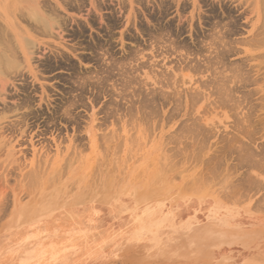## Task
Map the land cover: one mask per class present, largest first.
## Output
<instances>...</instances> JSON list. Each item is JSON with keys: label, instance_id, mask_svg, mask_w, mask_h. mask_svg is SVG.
<instances>
[{"label": "rangeland", "instance_id": "374dc122", "mask_svg": "<svg viewBox=\"0 0 264 264\" xmlns=\"http://www.w3.org/2000/svg\"><path fill=\"white\" fill-rule=\"evenodd\" d=\"M261 1L0 0V264H264Z\"/></svg>", "mask_w": 264, "mask_h": 264}, {"label": "bare ground", "instance_id": "6f19581e", "mask_svg": "<svg viewBox=\"0 0 264 264\" xmlns=\"http://www.w3.org/2000/svg\"><path fill=\"white\" fill-rule=\"evenodd\" d=\"M261 2H263V0L261 1ZM260 2V3H261ZM261 6H262V4H261ZM34 7V6H33ZM37 8V7H36ZM37 10V9H36ZM36 10H34L35 12H33V11H31V13H30V17L31 18H35V20H39V21H41V22H43L45 25H47V26H51L52 27V23L51 22H49L48 20H46L42 15H41V13H37L36 12ZM261 10H264L263 9V6H262V9ZM47 12V11H46ZM31 14H32V16H31ZM225 26V25H224ZM165 33V32H164ZM21 41V44L23 45V43H24V41L21 39L20 40ZM154 42V41H153ZM228 45V44H227ZM6 46V48H4L3 49V51L2 52H0V66H6L7 67V69H12V68H14L16 65H15V59L17 58V53L15 52V50L11 47V45H5ZM22 52H23V54L24 55H26L27 54V51H26V47L24 48L23 47V49H22ZM113 58V57H112ZM113 70V69H112ZM111 70V71H112ZM116 72V71H115ZM118 72V71H117ZM121 73V72H120ZM135 73V72H134ZM234 74V73H233ZM123 75H125V74H123ZM148 75V74H147ZM126 76V75H125ZM91 77V76H90ZM122 77V76H121ZM124 77V76H123ZM15 78V77H14ZM114 78V77H113ZM147 78H149V77H147ZM221 78V77H220ZM83 80V79H82ZM121 80V79H120ZM224 81V80H223ZM225 82V81H224ZM127 83H129V82H127ZM130 84H131V82H130ZM81 85V84H80ZM124 85V84H123ZM132 85V84H131ZM225 85V84H224ZM123 90H125V89H123ZM76 106V105H75ZM27 175V174H26ZM32 176V175H31ZM254 183V182H253Z\"/></svg>", "mask_w": 264, "mask_h": 264}]
</instances>
